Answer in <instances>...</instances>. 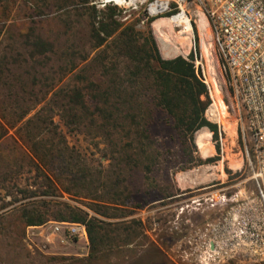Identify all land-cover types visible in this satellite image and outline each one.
Listing matches in <instances>:
<instances>
[{
	"label": "rangeland",
	"instance_id": "1",
	"mask_svg": "<svg viewBox=\"0 0 264 264\" xmlns=\"http://www.w3.org/2000/svg\"><path fill=\"white\" fill-rule=\"evenodd\" d=\"M88 5L104 11L97 0H0V72L4 78L0 82V154L9 152V162L0 161V264H190L185 258L187 238L198 236L208 222L229 207L228 203L213 207L203 198L219 191L231 195L248 178L246 154L250 139L227 73L221 68L211 21L208 19L212 34L204 38L198 25L200 15H193L191 45L185 47L180 42L181 26L165 21L161 34L154 27L157 19L170 18L168 15L150 21L143 6L118 16L122 28L134 24L138 34L147 36L150 32L164 58L188 56L197 50V69L211 89L205 115L218 124L225 149L222 156L219 139L204 127L211 134L215 151L203 157L195 143L199 130L191 142L158 108L144 109L139 115L149 137H140L135 148L130 143L136 132L130 133L125 110L119 113L118 123L115 120L113 138L95 127L70 129L64 123L59 107L49 101L60 87L74 86L78 69L69 71L74 62L80 63L79 68L86 65V73L97 83L102 81L105 90L116 80L121 91L127 78L120 69L124 61L134 63L127 57H116L114 37L97 46L91 37L92 13ZM99 19L95 18L97 25ZM35 36L50 42L53 50L32 56L29 42ZM161 38L167 40L168 49L183 46L182 52L165 56ZM204 40L208 50L203 47ZM69 52L74 56H68ZM103 64L115 69L107 73ZM110 99L114 102L122 98L112 94ZM222 104L227 108L226 124L234 132L207 115L211 106ZM39 111L42 117L35 118L33 124L41 128L33 130L46 135L45 156L50 162L42 167L58 186L55 195L50 196L42 195L46 187H40L37 161L28 155L26 131L31 128L26 122ZM24 112L26 116L21 119ZM44 114L52 115L59 135L52 129L47 137ZM213 157L218 159L198 164L200 159ZM232 160L238 161L239 167H232ZM246 185L252 187L250 181ZM29 202H35L29 206L46 211L50 219L42 225L26 226L18 208ZM63 203L95 220V242L86 224V236L81 238L72 235L66 226L55 230L56 223L64 221L54 220L52 212L62 209Z\"/></svg>",
	"mask_w": 264,
	"mask_h": 264
},
{
	"label": "trees",
	"instance_id": "2",
	"mask_svg": "<svg viewBox=\"0 0 264 264\" xmlns=\"http://www.w3.org/2000/svg\"><path fill=\"white\" fill-rule=\"evenodd\" d=\"M90 1L82 0L84 3H89ZM88 6L92 13L90 15L92 23L91 37L96 40L97 46L103 45L109 38L114 37L112 41L116 42V57L119 59L127 57L134 63H126L124 61V66L120 69L122 76L127 78L122 83L124 89L121 91L115 84L117 83L116 80L112 83L113 86L107 87L105 90L102 81L97 83L95 78L86 73V65L79 68L78 65L80 63L77 64L72 61L74 63L69 68V71L74 72L75 69H78L74 86H71V88L60 87L49 101L59 107L64 123L70 129L95 127L102 131L103 134L113 138L115 127H117V124L115 126L114 123H118L119 118L117 117L119 113L125 110L126 116L130 121L131 130L129 128V131L131 134L132 131L133 133L136 132L130 143L131 147L135 148L134 145L140 140V137H149L146 134L148 129L139 120V115L144 112V109L158 108L168 114L174 127L183 133L185 137L189 138L191 142L194 141V134L204 127L211 130L214 138L218 140V124L211 122L205 115L211 102V97L208 84L203 81L202 71L197 69L195 63L197 50L191 51L188 56L178 55L174 58H164L160 53L156 39L150 32L147 36L138 34L134 24L125 25L122 28L124 24L118 18L122 11L118 7L108 6L104 11H98L94 5ZM96 17L100 18L98 25L95 22ZM154 19L155 17L149 18L150 21ZM195 32L197 33L196 28ZM27 36L29 37L30 34ZM29 45L32 48V56L53 50L51 43L42 37L35 36V39L31 40ZM198 47L197 41L196 48ZM68 56L72 57L74 55L69 52ZM82 59V61H85L87 57ZM102 68H105L107 73L115 69L113 67L108 68L105 64H103ZM3 79L1 71L0 82H3ZM97 89L100 91L99 94H96ZM124 92L126 95L122 97ZM112 94L120 95L122 99L111 102ZM42 114L39 111L27 120L26 125L28 124L27 127L31 129L26 131V135L28 134L30 141L28 142L30 151L28 155L30 159L37 161L35 164L39 171L38 175L41 176L40 187H46V190L42 191V195L50 196L55 195L58 186L55 179L49 176L43 168L49 166L48 164L50 163L45 156L48 143L44 141H47V138L46 135L35 134L33 130L41 128L39 125H34L33 122H35V118L42 117ZM44 115H47V118L43 121V123L47 124L43 126L47 137L52 134V129L54 133L56 130L59 135L60 132L56 129L58 127L54 124L52 115ZM25 116L26 112L21 114V119ZM50 125H53V128ZM0 126L2 125L0 124ZM40 135L42 136L40 137ZM1 139H3V135H0ZM18 148L21 147L18 146ZM8 153L2 152L0 161L8 163ZM217 159L216 157L207 160L200 159L198 164L212 162ZM146 167L151 170L149 165ZM66 190L69 191L68 188ZM36 193L38 192H32L31 195H38ZM30 204H35V202H29L18 208L20 218L23 219L26 226L42 225L50 219L47 217L46 211H42L38 207L31 208ZM52 215L53 219L57 221L86 224L90 239L95 242V228L98 226L95 224V220L88 219L85 213L78 211V209L67 203H63V208L52 212Z\"/></svg>",
	"mask_w": 264,
	"mask_h": 264
},
{
	"label": "built area",
	"instance_id": "3",
	"mask_svg": "<svg viewBox=\"0 0 264 264\" xmlns=\"http://www.w3.org/2000/svg\"><path fill=\"white\" fill-rule=\"evenodd\" d=\"M97 2L102 9L116 6L123 13L138 11L145 6L148 18L169 14L171 18L186 17L191 24L193 15L202 13L211 21L222 58L221 68L227 73L250 139L246 154V182L250 181L252 187L245 182L231 195L219 191L203 198L213 207L227 203L229 207L208 222L198 236L187 238L185 258L190 264H224L229 261L264 264V0ZM219 142L224 156L221 131ZM62 226H66L72 235L86 236L83 223L57 222L55 230L59 231Z\"/></svg>",
	"mask_w": 264,
	"mask_h": 264
},
{
	"label": "bare ground",
	"instance_id": "4",
	"mask_svg": "<svg viewBox=\"0 0 264 264\" xmlns=\"http://www.w3.org/2000/svg\"><path fill=\"white\" fill-rule=\"evenodd\" d=\"M165 21L171 22L176 26H181L182 27V31H181V38H182V42L183 44H185V47H189L191 44L190 42V34L192 33V25L189 23L188 19L186 17L183 16H175L173 18H159L155 21L154 23V27L156 28L157 31L160 32V34L163 32L162 31V26L164 24ZM198 25H199V29L201 31V34L204 36V38H206L210 33H211V29L209 27V23H208V19L206 18V16L204 14H200V18L198 20ZM212 34V33H211ZM162 36V35H160ZM166 38V37H165ZM203 47L208 50V43L206 40L203 41ZM169 44L167 43V40H165L164 38H161L160 41V47L161 50L163 51L165 56H169L172 57L180 52L182 47H179L177 45H173L172 48L168 49ZM207 115L208 117L213 120V121H217L223 124H226V115H227V108L224 104H222L220 107H214L211 106L209 108V110L207 111ZM227 125V124H226ZM225 127L229 128L230 133L234 132V128H232L229 124V126L227 125ZM196 143L198 146V149L201 153V155L203 157H209L211 155L214 154V146L212 144L211 141V134L210 132L206 129V128H202L201 130H199L197 132L196 135ZM231 165L234 168L239 167L240 163L236 160H232L231 161Z\"/></svg>",
	"mask_w": 264,
	"mask_h": 264
}]
</instances>
